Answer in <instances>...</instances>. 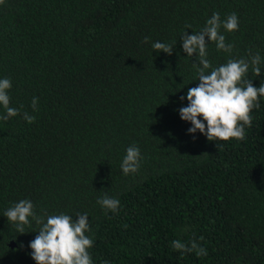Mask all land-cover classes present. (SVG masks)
Returning a JSON list of instances; mask_svg holds the SVG:
<instances>
[{
  "label": "trees",
  "instance_id": "1",
  "mask_svg": "<svg viewBox=\"0 0 264 264\" xmlns=\"http://www.w3.org/2000/svg\"><path fill=\"white\" fill-rule=\"evenodd\" d=\"M213 13L221 21L235 13L238 29H220L231 53L208 42L205 74L259 53L260 75L249 63L242 81L260 87L264 0L0 4V80L11 81L9 107L20 113L0 119V264H36L29 244L42 225L29 217L22 234L4 216L21 200L45 223L87 214L92 264H264V97L244 140L189 134L179 114L199 84L182 36ZM155 42L173 45L172 54L157 53ZM131 146L142 159L125 176ZM105 195L120 201L116 212L97 203ZM173 240H195L207 255L177 251Z\"/></svg>",
  "mask_w": 264,
  "mask_h": 264
},
{
  "label": "clouds",
  "instance_id": "2",
  "mask_svg": "<svg viewBox=\"0 0 264 264\" xmlns=\"http://www.w3.org/2000/svg\"><path fill=\"white\" fill-rule=\"evenodd\" d=\"M3 3L4 0H0V4ZM221 27L228 32L237 30V15L232 13L225 21H221L219 13H213L200 32L192 35L185 32L182 36L183 51L188 57L196 54L197 63H193V67L197 68L199 84L188 90L186 97L188 106L180 108L179 114L182 120L191 123L189 134L199 131L209 141H228L233 138L244 140L245 126L250 127L252 123L250 112L254 107H259L258 100L264 97V84L257 88L251 81H242V77L247 73L249 63L253 66V72L257 76L260 75L258 65L261 57L257 53L251 57L250 62L245 59H229L226 64L212 69L210 74H205L211 67V62L206 59L208 42H215L218 51L232 52L233 45L225 43V36L220 33ZM147 39L145 38V42ZM152 47L157 53L162 51L171 55L173 52V45L161 42L153 43ZM242 82L245 86H238ZM10 88L9 79L0 80V105L7 113L0 119L5 121L20 114L18 109L9 107L10 98L6 90ZM180 99L183 101L185 97L182 96ZM31 107L33 111L38 110L37 98L33 97ZM23 118L29 124L35 120V116L27 112L23 114ZM141 159L139 148L129 147L121 163L123 174L127 176L136 173L140 168ZM97 203L105 210L116 212L120 201L105 195L98 199ZM33 208L31 201L21 200L9 208L4 216L8 221L13 222L17 231L22 234L25 231L24 226L29 224V217L42 225L39 235L29 244L32 249V259L36 264H92L87 250L92 247L93 240L85 235L86 231H90L87 214H77L75 220L66 214L53 215L47 217L45 223L43 217L35 215ZM171 246L183 253L195 252L197 257L207 255L206 249L200 247L195 240L190 243L173 240Z\"/></svg>",
  "mask_w": 264,
  "mask_h": 264
},
{
  "label": "water",
  "instance_id": "3",
  "mask_svg": "<svg viewBox=\"0 0 264 264\" xmlns=\"http://www.w3.org/2000/svg\"><path fill=\"white\" fill-rule=\"evenodd\" d=\"M12 246H14L13 243H12Z\"/></svg>",
  "mask_w": 264,
  "mask_h": 264
}]
</instances>
